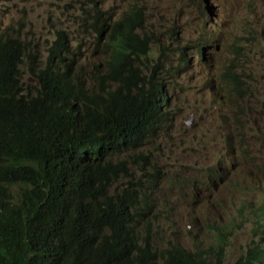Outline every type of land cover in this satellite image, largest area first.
I'll list each match as a JSON object with an SVG mask.
<instances>
[{"label": "trees", "instance_id": "trees-1", "mask_svg": "<svg viewBox=\"0 0 264 264\" xmlns=\"http://www.w3.org/2000/svg\"><path fill=\"white\" fill-rule=\"evenodd\" d=\"M199 2L200 14L210 12ZM87 3L78 25L102 50L88 72L62 30L45 54L0 34V264H264L257 241L227 261L232 231L224 227L189 247L156 245L157 199L134 168L146 162L135 151L168 117L156 66L144 63L154 43L147 2L131 0L117 14ZM228 77L242 95L247 82L233 70ZM241 149H228L229 167ZM213 176L228 180L220 168ZM251 210L253 231L264 234V196Z\"/></svg>", "mask_w": 264, "mask_h": 264}, {"label": "rangeland", "instance_id": "rangeland-1", "mask_svg": "<svg viewBox=\"0 0 264 264\" xmlns=\"http://www.w3.org/2000/svg\"><path fill=\"white\" fill-rule=\"evenodd\" d=\"M87 1L2 0L0 34L19 35L45 54L62 30L88 72L102 50L78 25ZM98 1L114 14L131 2ZM141 1L154 42L144 63L156 66L168 112L164 128L135 151L146 156L134 168L160 210L153 239L189 247L209 239L210 228L224 227L232 231L226 260L233 261L255 241L264 245L251 210L264 196V0H202L211 9L203 14L199 0ZM232 70L247 82L242 95L230 88ZM237 143L240 158L232 157L229 167L228 149ZM219 168L226 182L214 178Z\"/></svg>", "mask_w": 264, "mask_h": 264}, {"label": "bare ground", "instance_id": "bare-ground-1", "mask_svg": "<svg viewBox=\"0 0 264 264\" xmlns=\"http://www.w3.org/2000/svg\"><path fill=\"white\" fill-rule=\"evenodd\" d=\"M185 18H186V16H185ZM4 27V26H3ZM15 33V32H14ZM208 48V47H207ZM50 50H51V48H50ZM47 54V53H46ZM76 62V61H75ZM148 67V66H147ZM83 79V78H82ZM188 125V124H187ZM173 133V132H172ZM175 143V142H174ZM85 154V153H84ZM101 159V158H100ZM128 172V171H127ZM17 186H15V188H16ZM17 190H18V188H17ZM135 219V218H134ZM136 220V219H135ZM129 225V224H128ZM132 225H134V224H132ZM131 225V226H132ZM137 226H139V225H137ZM141 227V226H140ZM139 228V227H138ZM154 231H155V229H154ZM160 233V235H161V232H159ZM158 233V234H159ZM141 236V235H140ZM164 236V235H163ZM161 239V238H160ZM151 240V239H150ZM165 240V239H164ZM162 242V241H161ZM153 243V242H152ZM137 245H139L138 243H137ZM157 245V244H156ZM159 245V244H158ZM163 245V244H162ZM143 246V245H142ZM154 247V246H153ZM168 247V246H167ZM132 253V252H131ZM169 253V252H168ZM134 254V253H133ZM157 263H159V262H157Z\"/></svg>", "mask_w": 264, "mask_h": 264}]
</instances>
